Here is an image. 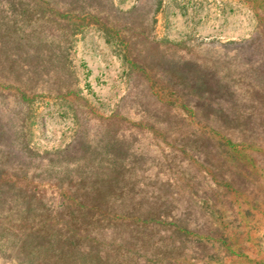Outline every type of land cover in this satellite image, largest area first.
I'll return each instance as SVG.
<instances>
[{
  "label": "rangeland",
  "instance_id": "1",
  "mask_svg": "<svg viewBox=\"0 0 264 264\" xmlns=\"http://www.w3.org/2000/svg\"><path fill=\"white\" fill-rule=\"evenodd\" d=\"M158 1L0 0V264H264V0ZM126 37L197 57L201 111Z\"/></svg>",
  "mask_w": 264,
  "mask_h": 264
},
{
  "label": "trees",
  "instance_id": "2",
  "mask_svg": "<svg viewBox=\"0 0 264 264\" xmlns=\"http://www.w3.org/2000/svg\"><path fill=\"white\" fill-rule=\"evenodd\" d=\"M163 5V0H159L157 6L160 8ZM137 10V6L132 8V12ZM115 29V27H114ZM145 34V30L140 33L142 37ZM133 38V36H132ZM127 39V37H126ZM126 42V50L132 54V70L128 75H132L133 72L139 74L140 76H144L148 79L147 90L153 95L157 97H161L163 99H167V103H172V98L174 96L182 98L185 104L192 105L196 110L201 111L202 107L200 103L196 99H188L185 95H179L180 91H177V86L185 85V86H194L201 79V75L198 69L202 68L200 60L197 57H192L191 53H182V50L179 48L170 47L164 45L162 42L153 38V42H151V47H147V45L142 42L137 46L138 53L134 54L135 48L132 39H127ZM141 44V45H140ZM154 44V46H152ZM153 47V54H149ZM148 51V52H147ZM134 54V55H133ZM155 67V68H154ZM154 72H157L154 76H151ZM173 83V88L171 95L168 94ZM171 90V89H170ZM142 92H146V87L142 89ZM200 99V96H198ZM3 131L0 130V135H2ZM14 152L12 151V156ZM25 161H19L18 166L14 167V169H8V176L6 177L7 170L2 173L0 171V194L1 195H9V191L12 186H15L18 191H26L27 183H25L26 169L24 167ZM11 170L13 172L11 173ZM2 186V187H1ZM74 195V194H73ZM70 195L68 192L63 196V205L65 208H74L78 207L79 209L85 210L89 208V205H86L83 201L82 203L76 201V196ZM67 196V197H66Z\"/></svg>",
  "mask_w": 264,
  "mask_h": 264
}]
</instances>
